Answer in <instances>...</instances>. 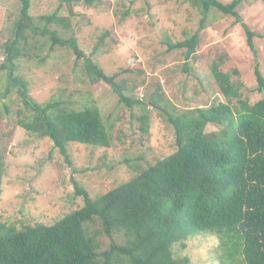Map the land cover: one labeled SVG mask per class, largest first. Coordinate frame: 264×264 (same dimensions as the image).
<instances>
[{"label":"rangeland","instance_id":"obj_1","mask_svg":"<svg viewBox=\"0 0 264 264\" xmlns=\"http://www.w3.org/2000/svg\"><path fill=\"white\" fill-rule=\"evenodd\" d=\"M59 4V0H31L30 15L43 27L39 18L56 11ZM72 8V14L67 5L60 11L70 20L69 28L52 24L50 29L63 39L76 38L87 57L108 76L116 75L126 94L144 105L126 107L110 85L90 81L84 60L76 63L70 49L51 50L48 37L28 31L25 55L17 62L15 74L27 81L31 98L40 104L60 101L69 110L97 108L112 142L110 148L70 143L67 162L49 138L19 126L27 113L18 90L9 88L6 73L0 71V160L4 164L0 223L18 230L53 225L82 208L84 200L76 195L75 184L96 199L131 180L136 169L175 153L174 130L162 110L173 107L182 113L226 102L212 75L214 63L232 74V82L242 84L240 100L253 104L263 97L256 90L255 59L243 24L256 33L254 44L264 76V0L243 1L238 8L242 23L211 11L188 63L189 73L184 71L186 49L168 50V42L184 41L200 29L202 15L188 0H95L92 6L82 2ZM19 12L18 0H0V66L5 59L3 45L13 37ZM154 99L159 101L157 106ZM237 103L232 101L233 106ZM215 131L213 125L206 128L207 133ZM100 230L99 223L90 224L92 235ZM113 239L122 244L125 238L118 233ZM223 240L218 234H192L185 246L174 247V255L179 260L188 258L189 264H222ZM98 241L99 252L108 250L112 242L103 233Z\"/></svg>","mask_w":264,"mask_h":264},{"label":"trees","instance_id":"obj_2","mask_svg":"<svg viewBox=\"0 0 264 264\" xmlns=\"http://www.w3.org/2000/svg\"><path fill=\"white\" fill-rule=\"evenodd\" d=\"M18 1L19 17L13 37L3 45L5 59L0 71L6 73L9 88L18 90L27 113L19 126L39 138H49L67 162L70 143L110 148L109 130L97 108L69 110L60 101L37 103L30 96L27 81L15 74L30 31L48 37L51 50L56 46L68 48L76 63L84 60L90 81L110 85L126 107L143 106L144 102L126 94L116 75L108 76L86 56L76 38L63 39L50 29L52 24L70 27V20L60 15L64 5L72 14L73 3L92 6L95 0H59L56 11L39 18L43 27L30 15L31 0ZM188 1L202 15L200 29L184 41L168 42L169 51L186 49V73L190 72L188 63L196 54L199 33L210 12L215 10L242 23L238 8L245 0ZM243 27L254 55L256 90L263 94L261 99L253 104L240 100L242 84L232 82V74L214 63L212 75L226 102L216 101L182 113L173 107L162 110L174 130L175 153L145 169H136L131 180L96 199L75 184L84 206L53 225L36 224L18 230L0 223V264H189L188 258L177 259L173 249L178 244L185 246L192 234L201 233L226 238L222 264H264V76L254 44L256 33L246 24ZM233 100H238L236 106ZM158 102L152 100L153 105ZM143 123L147 131V118ZM208 125L218 131L207 133ZM3 173L0 160V193ZM93 223L101 226L94 235L90 233ZM102 233L112 242L108 250L99 252L98 236ZM118 233L124 235L122 244L113 239Z\"/></svg>","mask_w":264,"mask_h":264}]
</instances>
